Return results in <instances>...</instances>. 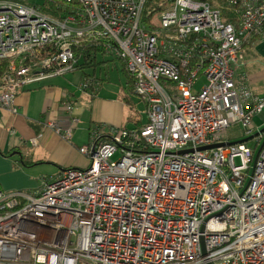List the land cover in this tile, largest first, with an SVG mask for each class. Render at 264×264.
Masks as SVG:
<instances>
[{"label": "built area", "instance_id": "2783aa9c", "mask_svg": "<svg viewBox=\"0 0 264 264\" xmlns=\"http://www.w3.org/2000/svg\"><path fill=\"white\" fill-rule=\"evenodd\" d=\"M45 1L57 17L0 0V110L16 115L24 87L75 71L89 45L125 64L147 123L92 131L87 165L35 194L0 186V264H264V132L251 122L264 97L244 53L264 38V0ZM61 109L46 127L69 139L77 119Z\"/></svg>", "mask_w": 264, "mask_h": 264}, {"label": "crops", "instance_id": "0c3cea01", "mask_svg": "<svg viewBox=\"0 0 264 264\" xmlns=\"http://www.w3.org/2000/svg\"><path fill=\"white\" fill-rule=\"evenodd\" d=\"M117 61L121 69L122 62ZM245 70L253 92L264 97V38L255 45L250 55H245ZM122 75L123 89L127 90L126 78ZM85 77L92 82V87L86 91L68 80L54 81L52 79L60 78L54 77L24 87L14 102L16 115L7 116L0 110L1 153L15 149L14 153H20L23 161L38 163L23 167L14 158L0 154V186L3 190L37 193L44 180L56 178L67 168L87 165V159L79 148L88 144L92 131L99 130L102 138L106 139L116 129L125 127L128 107L124 100L127 96L120 92L102 95L101 79L96 80L82 71V78ZM64 99L71 103V114L77 119L69 139L46 127L47 121L58 122L63 116L61 103ZM261 117L264 118L263 115ZM52 171L53 175H46Z\"/></svg>", "mask_w": 264, "mask_h": 264}, {"label": "rangeland", "instance_id": "374dc122", "mask_svg": "<svg viewBox=\"0 0 264 264\" xmlns=\"http://www.w3.org/2000/svg\"><path fill=\"white\" fill-rule=\"evenodd\" d=\"M45 0H22L21 2L35 7H42ZM54 11L56 12V8L53 6ZM58 16V15H56ZM88 44V43H86ZM82 47L78 48L75 52V58L78 59L82 54V52L89 51V49H93V47ZM86 48V49H85ZM83 49H85L83 51ZM91 52V51H90ZM103 64H99L95 68H85L83 70L76 69L75 71L66 74L63 77L60 78H54L52 80L54 81H65L68 80L72 82V85L75 87L81 86L84 84V81L88 80L87 77L82 78V71L85 72V74H88L89 76H93L95 79H101V83L103 85L102 95L107 94H117L122 93V95H126L132 102V106L127 108L126 111V117H125V127L128 129L136 128L138 125H145L147 123V114H146V104L134 93L130 92L129 90L123 89V80L124 76L121 74L119 69V62L117 60H111L110 56L107 53H104V55H98L97 62H103ZM96 79V80H97ZM204 84V81L202 79H198L197 82L194 85V89L198 90L202 85ZM120 85V86H119ZM262 115L264 116V110L262 112ZM254 128H263L264 127V118L261 116H255L251 120ZM227 138L231 142L244 140L247 137L244 136L243 132L241 131L238 126H232L229 128L227 133ZM250 141V140H249ZM254 144L253 142L249 143V146H252ZM119 157V154H115L113 157V160H116ZM236 162H238V159H236ZM54 171V170H53ZM47 173L46 175H51L52 173ZM53 175V174H52ZM46 176V177H47Z\"/></svg>", "mask_w": 264, "mask_h": 264}, {"label": "trees", "instance_id": "16d2710c", "mask_svg": "<svg viewBox=\"0 0 264 264\" xmlns=\"http://www.w3.org/2000/svg\"><path fill=\"white\" fill-rule=\"evenodd\" d=\"M15 1L21 2L22 0H15ZM40 10L42 13H44L45 15H48L50 17H57L56 15H58V13L55 12L53 9V4L48 2V1H44L42 7H40ZM261 39L262 38L259 36L250 37L244 45L245 55H250L252 53V50L255 47V45L258 44L261 41ZM85 49H83V51ZM81 54L82 55L78 58L79 59V67L77 69H79V70H83L85 68H91V67L95 68L99 64L105 63V61L97 62L98 55L99 56L104 55L103 51L100 50L99 48H93V49L91 48V49H89V51L82 52ZM120 70H121L122 74L125 75V78H126V89L129 90L130 92H132L133 78L127 72L125 64L123 62H122V66H121ZM124 102H125V105H127V107L132 106V103H131L132 101L128 97L124 100ZM142 126L143 125H140V126L138 125L136 128H133V129H139ZM123 128L125 129V127H123ZM112 130L113 129H111V131ZM14 150L15 149H11V150L7 151L5 154L1 153V151H0V154L4 157L14 158L15 162L19 163L23 167H29V166L38 164L37 162L23 161L22 155L20 153L19 154L14 153ZM17 150L20 151L19 149H17Z\"/></svg>", "mask_w": 264, "mask_h": 264}, {"label": "water", "instance_id": "95a60500", "mask_svg": "<svg viewBox=\"0 0 264 264\" xmlns=\"http://www.w3.org/2000/svg\"><path fill=\"white\" fill-rule=\"evenodd\" d=\"M262 132H264V128H262ZM244 141H246V140H244ZM212 147H214V146H212ZM202 149H205V148H202Z\"/></svg>", "mask_w": 264, "mask_h": 264}]
</instances>
